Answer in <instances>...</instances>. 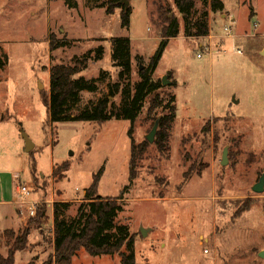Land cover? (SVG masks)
Wrapping results in <instances>:
<instances>
[{"label": "rangeland", "instance_id": "rangeland-1", "mask_svg": "<svg viewBox=\"0 0 264 264\" xmlns=\"http://www.w3.org/2000/svg\"><path fill=\"white\" fill-rule=\"evenodd\" d=\"M102 1L77 0L72 9L63 0H0V54L8 59L0 69V254L7 256L30 227L27 248L16 253L15 264L46 263L54 254L55 203L66 199L72 204L66 218H75L104 167L99 194L118 197L125 190L118 219L134 235L136 264H264V192L252 189L264 173V0H223L225 10L216 13L198 1L199 11H209L207 37L186 36L174 0L131 1L128 27L121 11L108 15ZM174 16L181 32L169 40L154 74L168 76L160 96L177 98L168 151L146 138L163 114L162 108L149 110L156 92L147 98L132 138L127 120H49L52 65L73 64L75 55L105 48L104 58L80 75L97 78L102 69L110 75L97 92H82L72 110L77 114L107 95L118 79L112 39L131 40L134 87L141 80L140 64L149 65L166 19ZM52 36L70 43L52 52ZM114 101L119 104L121 95ZM24 134L35 144L32 154ZM132 139L149 147L138 178L125 189L131 183ZM225 148L229 162L223 165ZM65 163L67 172L61 169ZM21 183L32 187L31 200L46 209L39 225L32 222L37 214L15 203ZM3 208H11L6 215L12 220L2 217ZM142 228L151 229L147 236ZM73 264H121V258L82 249Z\"/></svg>", "mask_w": 264, "mask_h": 264}, {"label": "trees", "instance_id": "trees-1", "mask_svg": "<svg viewBox=\"0 0 264 264\" xmlns=\"http://www.w3.org/2000/svg\"><path fill=\"white\" fill-rule=\"evenodd\" d=\"M69 8L78 6L77 0H63ZM99 1V0H97ZM126 1L133 0H105L99 5L105 8L108 15L121 11L123 26H130L133 7ZM183 16L185 34L189 37H207L210 34L209 11L196 8L197 2L209 5L212 12H223V0H174ZM253 15V12L251 13ZM167 24L162 30V42L158 51L150 60L148 66L139 71L141 80L132 87L131 77L133 71L132 45L129 38H113L111 60L114 68L118 70V79L109 84L107 95L100 97L96 102L85 106L79 113L72 114L81 101L84 91L97 92L99 83L104 82L110 75L107 70H101L97 78L87 79L80 75L89 67L90 62H98L104 58L105 48L99 46L91 49L82 56L75 55L73 64H56L50 67V91L46 98L49 120L52 123L63 121H94L105 123L111 120H127L131 122L129 135L132 138L133 125L141 115L147 98L156 92L152 99L150 112L162 108L159 129L155 144L160 152L169 149L170 130L177 118L176 95L166 93L160 96L158 91L163 87V80L154 76L164 50L170 39L178 37L181 32L177 16L166 19ZM51 51L66 47L67 40H57L52 36L49 40ZM138 57V56H137ZM7 56L3 59L0 54V69L7 65ZM121 95V102L114 100ZM158 117V118H159ZM150 143V142H149ZM148 143L136 144L132 139L130 180L125 187L130 189L138 178V165L148 150ZM33 152H31L32 154ZM63 172L70 169L65 163L61 167ZM102 167L95 175L93 183L87 188L84 202L79 206L77 216L66 218V212L71 208L70 202H56L54 205V254L44 264H73V258L82 249L93 256L119 255L121 264H136L135 238L128 224L120 222L119 215L124 211L123 199L125 190L118 197H105L99 194V184L104 174ZM58 176L59 170L54 169ZM46 217L45 207L39 208L37 217L32 220L40 224ZM8 233V232H7ZM6 233V234H7ZM31 228H26L21 236L12 243L7 256L0 254V264H15L16 253L24 250L28 245ZM9 234V233H8ZM28 264H36L34 261Z\"/></svg>", "mask_w": 264, "mask_h": 264}, {"label": "water", "instance_id": "water-1", "mask_svg": "<svg viewBox=\"0 0 264 264\" xmlns=\"http://www.w3.org/2000/svg\"><path fill=\"white\" fill-rule=\"evenodd\" d=\"M127 4H130L129 1H126ZM144 65L140 64V70L144 69ZM163 84H167L168 83V76H164L163 77ZM159 123H160V117L157 119L155 125L153 126L151 132L147 135V140L150 143H154L155 139H156V135L159 129ZM25 136V140H26V150L28 153H30L32 151V149H34L35 144L34 142L29 138V136L27 134H24ZM229 162V158H228V148H225L224 152H223V156H222V161L221 163L223 165L228 164ZM253 191L256 193H262L264 192V173L262 174L260 180L253 186ZM151 229L148 228H142L141 233L143 236H147L149 234ZM261 256H263V253L261 254Z\"/></svg>", "mask_w": 264, "mask_h": 264}, {"label": "built area", "instance_id": "built-area-1", "mask_svg": "<svg viewBox=\"0 0 264 264\" xmlns=\"http://www.w3.org/2000/svg\"><path fill=\"white\" fill-rule=\"evenodd\" d=\"M225 31L228 34L232 33V27L226 26ZM237 51L238 53L243 54L240 48ZM16 193H17V197L15 203L18 204L23 211H27L30 216H35L38 213L39 203L31 200L33 193L32 187L29 184H22V183L18 184L16 187Z\"/></svg>", "mask_w": 264, "mask_h": 264}, {"label": "crops", "instance_id": "crops-1", "mask_svg": "<svg viewBox=\"0 0 264 264\" xmlns=\"http://www.w3.org/2000/svg\"><path fill=\"white\" fill-rule=\"evenodd\" d=\"M157 75V74H156ZM158 76V78L160 77V75H157ZM14 200H16V198L14 199ZM67 200L66 199H64V200H62V202H66ZM13 203V202H12ZM8 205L7 203H2V206H4V205ZM10 205H11V203H10ZM11 211V208H8V209H4L3 208V210H2V217L5 219V220H8V221H10V220H12L11 219V217L9 216V215H6V213L7 212H10Z\"/></svg>", "mask_w": 264, "mask_h": 264}]
</instances>
